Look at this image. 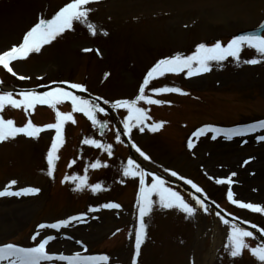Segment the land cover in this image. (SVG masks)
<instances>
[{
	"label": "rangeland",
	"instance_id": "obj_1",
	"mask_svg": "<svg viewBox=\"0 0 264 264\" xmlns=\"http://www.w3.org/2000/svg\"><path fill=\"white\" fill-rule=\"evenodd\" d=\"M70 2L0 0V54L21 45L26 33L40 20L53 19ZM85 7L90 9L87 22H74L71 29L43 45L39 52L13 61L10 67L16 75L0 66L1 84L17 88L57 81L80 84L116 108L125 131L130 113L127 108L117 107V102L135 100L148 79L144 95L162 103L140 101L137 105L149 118L139 126L133 119V126L126 132L135 158L151 172L189 187L186 180L194 184L190 177L205 176L214 183L224 210L264 228V213L238 206V202H243L264 209V128L235 138L218 131L223 125L264 122V56L244 46L238 59L229 56L209 61L207 72L189 76L185 69L161 75V70H157L152 77L148 76L161 60L196 55L200 44L211 47L220 42L227 47L237 33L264 21V0H93ZM87 23L94 25L95 34ZM250 59L260 62L245 63ZM197 67L194 63L192 71L196 72ZM20 76L26 79H19ZM165 87L178 88L186 94L153 91ZM46 99L53 106L41 105L51 110L56 106L72 116L74 122L63 123L66 133L74 139L73 131L79 122L86 132V136L82 132V139H86L80 141L71 166L63 163L72 155L70 135L58 145L55 153L62 164V186L53 185V165L40 155L44 142L50 145L56 137L55 128L45 126L33 136L17 134L22 144L13 145V138L0 142V191L39 189L36 193L0 197L1 246L33 248L53 237L45 248L46 254L70 257L73 264H77V257L100 256L108 257L106 264H133V259L136 264H261L247 249L235 258L229 255L226 245L234 225L226 224L196 197L173 188L194 208L193 215L179 208L163 207L158 195L152 192L147 193L146 202L144 190L150 189L153 176H158L136 171L135 163L130 174L124 175L131 156L113 124L105 127L103 114L99 113L100 120L97 112L93 113L97 119L93 125L84 113L73 111L70 99L60 97L57 103L55 94ZM15 109L6 106L0 111V118L14 121L16 127H25L27 115L23 118L21 109ZM151 119L160 125L156 131L151 130ZM37 136L44 140L38 146L23 142ZM85 141H96L100 147ZM137 148L149 159L145 160ZM173 171L177 176L171 175ZM12 181L16 183L9 187ZM201 184L207 190L213 186ZM97 185L100 187L93 191ZM229 191L232 201L227 196ZM109 204L119 207H106ZM145 204L150 205L151 211L144 217L143 242L140 254L136 255L139 210ZM42 224L46 227L41 228ZM53 224L57 227H47ZM110 239L114 240L105 244ZM247 242L251 247L263 244L256 237L247 238ZM13 261L19 264L17 257L3 259L0 264ZM39 264L69 261L55 258L41 260Z\"/></svg>",
	"mask_w": 264,
	"mask_h": 264
},
{
	"label": "snow or ice",
	"instance_id": "obj_2",
	"mask_svg": "<svg viewBox=\"0 0 264 264\" xmlns=\"http://www.w3.org/2000/svg\"><path fill=\"white\" fill-rule=\"evenodd\" d=\"M93 0H71L70 3H67L60 11L55 15V17L51 20H40L38 24H36L30 31L26 33L23 38V42L19 46H13L9 50L4 51L0 54V66H2L5 70L12 73V75H16L13 71L10 64L18 59H25L32 52H39L41 47L45 44L50 43L53 39H55L58 35L63 33L66 29H71L73 27L74 22L85 21L87 22L88 14L90 9H87L85 6L92 3ZM87 26L90 30L95 34L94 25L91 23H87ZM246 46L249 49H252L260 56H264V35H241L233 38L228 44L227 47L222 46L220 42L215 43L211 47H207L205 44H200L197 48V54L191 57L182 58L180 56H176L171 59L161 60L157 63V65L148 73L149 77L153 76V72L157 70H161V75L164 74L165 71L168 72H182L185 69H188V75L192 76L194 74H199V72H207L209 70V61H221L231 56L234 58H239L240 52L243 50V47ZM86 51H90L87 50ZM260 61L258 59H250L245 61V63L249 64H257ZM196 64L198 67L196 72L192 71V65ZM19 79H26V77L20 76ZM66 83V82H65ZM149 84V80L145 79L144 86L139 89L140 95L136 100H123L117 102V107L127 108L130 115L128 117V121L124 124L125 132H127L133 125L130 123L133 119L136 122V126H139L144 123L149 117L146 115L143 108L138 107V101H146L148 104H160L162 101L154 100L148 98L144 95L145 86ZM68 87L71 89H76L78 91H86V89L80 84H68ZM153 91L157 94L169 93V92H177L180 94H186L181 92L178 88H157L153 89ZM56 95L57 103L60 102V97L64 99H70L73 105V111L84 113L92 122L93 125L97 123L96 116L93 114L96 111L103 112L104 109L99 108L95 105L94 102H90L89 100L80 98L74 95L71 91H65L61 88H56L54 92H49L44 95H38L32 92L24 91L17 93V95L21 96L23 99L17 100L13 98V93L5 92L0 94V111L6 106H11L13 108L23 107L25 111L29 108L35 106V104H49V106H53L49 100L46 99L48 96ZM98 99V98H97ZM134 114V115H133ZM57 123L52 125H47L48 128H55L57 133H60L61 127L65 121H73V118L70 114L62 115L60 112L56 113ZM160 125H152L151 130L156 131ZM30 130V131H29ZM41 129L33 126L31 121L27 123L25 127H16L14 125V121L12 120H4L0 118V142H3L9 138H15L17 134L23 133L28 136H33L38 133ZM143 131V128H140ZM234 135H243L244 133L239 132L237 130H233ZM264 139V137H261ZM85 143L94 144L96 147H100L96 141H85ZM53 150H55L56 145L53 144ZM137 152L140 153L141 156L144 157L145 160L149 159L139 148L136 149ZM48 162L51 166L52 164V154L49 153ZM128 168L124 170V175L128 176L129 169L133 168L134 161L128 160L127 162ZM97 165H92V167H96ZM136 171H140L139 166L135 165ZM135 176L136 172L133 171L131 173ZM51 175V172H49ZM172 176H177L176 172H171ZM16 181H12L9 187L15 185ZM141 185L144 184L143 173H141L140 178ZM185 183L191 185L192 188L195 189L197 193L201 192V189L198 188L195 184H193L190 180H186ZM217 183H224V181H217ZM166 181L162 178L153 176V182L151 184L150 189H146L144 200L147 202L149 197L147 195L148 192H152L158 195L159 200L163 207L165 208H179L181 211L185 212L188 215L194 214V208L189 206L188 203L184 201V199L176 192L166 187ZM100 186L97 185L93 191H96ZM158 189V192L156 191ZM39 189L29 188L22 189L20 192H9L7 190L0 191V197L3 196H18L21 194H29L36 193ZM229 201H232L233 194L231 191L227 193ZM238 206L240 208L248 209L252 212L256 213H264V209H262L258 205H254L251 203H243L238 202ZM109 208H118L117 204H109L106 205ZM151 211L150 205L145 204L140 207L139 217H140V228L136 232V240H135V248L136 255L140 254L141 244L143 242V234L145 221L144 217L148 215ZM75 219V218H73ZM226 224L228 221H224ZM41 228L46 227L45 225H40ZM47 227L56 228L57 225L53 224ZM252 228H257L255 224L251 225ZM257 231L264 235V228H258ZM247 238H254L253 233L239 226H233L231 232L229 233V241L230 243L226 245L228 249L229 255L233 258L240 256L242 251L247 249L261 264H264V244L258 245L256 247H251L247 242ZM35 239V237H33ZM53 239V237H48L43 240V242L39 243L38 247L33 248H18L12 244L4 245L0 248V260L5 259L10 256H16L19 264H39L41 260H52L58 258L60 260L67 259L69 264H73L72 258H66L63 256L53 257L46 254L45 248L48 242ZM79 257H77L78 259ZM86 261L90 262V264H96L97 261L100 264H106L108 257L100 256V257H86ZM12 264H16V261H13ZM133 264H136L135 259H133Z\"/></svg>",
	"mask_w": 264,
	"mask_h": 264
},
{
	"label": "water",
	"instance_id": "obj_3",
	"mask_svg": "<svg viewBox=\"0 0 264 264\" xmlns=\"http://www.w3.org/2000/svg\"><path fill=\"white\" fill-rule=\"evenodd\" d=\"M262 32H264V25L261 26L259 29L255 30L253 32L248 33L247 35H261Z\"/></svg>",
	"mask_w": 264,
	"mask_h": 264
},
{
	"label": "bare ground",
	"instance_id": "obj_4",
	"mask_svg": "<svg viewBox=\"0 0 264 264\" xmlns=\"http://www.w3.org/2000/svg\"><path fill=\"white\" fill-rule=\"evenodd\" d=\"M48 248L50 249V247L48 246Z\"/></svg>",
	"mask_w": 264,
	"mask_h": 264
}]
</instances>
